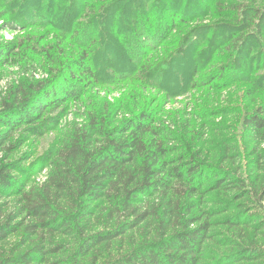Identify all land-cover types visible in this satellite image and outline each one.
I'll return each mask as SVG.
<instances>
[{
  "label": "rangeland",
  "instance_id": "rangeland-1",
  "mask_svg": "<svg viewBox=\"0 0 264 264\" xmlns=\"http://www.w3.org/2000/svg\"><path fill=\"white\" fill-rule=\"evenodd\" d=\"M82 1L0 0V42L18 45L11 56H0V110L19 82L41 84L59 74L58 81L79 92L78 100L65 99L55 109L43 106L31 124H0L2 132L12 129L0 145V165L15 163L14 176L27 189L46 179L60 142L85 125L91 111L110 113L115 124L151 113L153 125L169 133V165L179 163L181 153L206 162L196 213L212 225L202 264H257L234 260L242 245L264 244V203L256 200L264 189V140L242 128L246 113L264 110V0H117L107 15L101 5L115 0ZM242 8L250 21L261 12L255 29L263 30L251 40L249 57L233 54L254 29L234 24ZM81 48L90 49L92 75L79 74L74 64ZM70 72L81 79L66 82Z\"/></svg>",
  "mask_w": 264,
  "mask_h": 264
},
{
  "label": "trees",
  "instance_id": "trees-1",
  "mask_svg": "<svg viewBox=\"0 0 264 264\" xmlns=\"http://www.w3.org/2000/svg\"><path fill=\"white\" fill-rule=\"evenodd\" d=\"M76 2L79 0L70 5ZM116 4L117 0L103 3L104 15ZM249 15L248 9L242 8L234 16V24L243 23L247 29L254 26L233 47L238 56H250L251 40H259L256 32L263 30L255 29L261 12L253 21ZM20 45L36 50L32 42ZM17 48L15 43L0 42V56L9 57ZM81 50L74 64L79 65V74L92 75L87 64L90 49ZM58 75L41 84L19 82L12 86L0 110V124H31L41 117L43 106L51 110L68 99L78 100L79 92L58 81ZM82 75L70 72L66 82L80 80ZM153 120L151 113L141 112L115 124L110 113L91 111L85 125H76L60 142L46 179L27 189L14 176L15 163L1 164L0 197L14 199H0V264H202L212 225L196 213L204 196L206 162L181 153L179 163L169 165V133L153 125ZM242 128L262 142L263 107L246 113ZM9 130L0 131V145L9 138L5 136ZM155 195L154 201L148 199ZM246 197L250 198L247 193ZM256 200L264 203V189ZM10 202L13 206L9 208ZM261 226L264 228V220ZM131 231L138 237H126ZM251 245H242L234 261L264 264V244L253 241Z\"/></svg>",
  "mask_w": 264,
  "mask_h": 264
}]
</instances>
